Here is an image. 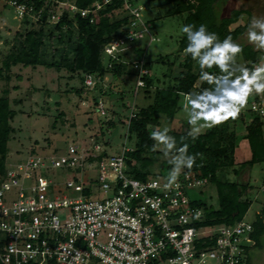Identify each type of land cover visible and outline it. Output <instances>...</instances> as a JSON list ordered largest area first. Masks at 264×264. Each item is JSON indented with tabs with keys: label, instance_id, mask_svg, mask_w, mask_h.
<instances>
[{
	"label": "built area",
	"instance_id": "obj_1",
	"mask_svg": "<svg viewBox=\"0 0 264 264\" xmlns=\"http://www.w3.org/2000/svg\"><path fill=\"white\" fill-rule=\"evenodd\" d=\"M14 8L16 18L55 23L65 10L94 22L102 4L78 8L70 0H2ZM127 24L123 33L102 47L104 68L114 62L129 64L137 88L150 75L142 55L130 58L138 42L157 38L142 18L136 0H122ZM145 49V47H143ZM83 85L105 86L106 75L85 72ZM198 94L187 93L183 101ZM135 105L129 117L135 113ZM101 115V98L95 105ZM248 109L264 115L261 100ZM229 109H214L223 118ZM232 111V110H230ZM123 146L110 152L101 141L79 147L69 144L64 153H29L0 172V264H245L252 221L244 217L233 224L204 225L203 210L191 203L190 192L202 190L209 177L197 170H181L170 187L169 175L137 178L126 172ZM53 169L69 177H53Z\"/></svg>",
	"mask_w": 264,
	"mask_h": 264
},
{
	"label": "trees",
	"instance_id": "obj_2",
	"mask_svg": "<svg viewBox=\"0 0 264 264\" xmlns=\"http://www.w3.org/2000/svg\"><path fill=\"white\" fill-rule=\"evenodd\" d=\"M70 1L74 2L78 8H87L99 0ZM162 1L165 4H172L165 14L181 17L182 27L186 24L194 25V27L205 24L207 29L210 32H215L221 40L230 36L233 42L245 32L248 23L236 25L234 28H231V25L238 20L242 13L251 15L250 11L243 8H232L227 14H221L216 7L219 0ZM47 9L43 10L40 20L36 21L38 26L24 32H15L12 46L0 60V78L4 82L7 83L10 79L11 67L18 64L65 69L70 73L80 74L82 80V74L85 72L100 75L109 74L111 77H128L134 74L130 65L125 62H114L109 69L104 68L102 62V46L109 39L121 35L127 24V15H125L122 0H110L102 4L95 15L94 22H90L88 18L80 17L77 13L65 10L59 21L50 23L46 19ZM21 22L27 24L30 23V19L23 17ZM148 22L150 23V21ZM46 39L54 41L57 45L52 48L58 54L57 58L48 59L45 57L43 47ZM187 43L186 34L181 32L176 50L171 53L172 61H168L171 68L177 59H181L180 69L176 75H173L172 82L160 85L159 80L151 76L147 77L142 91L145 95L152 94V101L146 106L138 107L132 117H126L127 133L135 137V147L125 154L126 172L133 177L145 178L151 175L149 167L153 163V156L148 155L147 152H154L155 142L149 135L154 130L149 126L150 124L156 123L161 115L172 119L183 107V98L187 93H197L201 102L208 105L217 97L223 96L234 85L232 81L236 74L232 64L227 73L213 65L212 68L206 69L209 73L208 78L202 79L197 61L193 60L190 55H185L183 51ZM240 48L239 53L249 60L245 68L249 72L255 70L260 59L264 57V50L256 49L250 43L244 44ZM136 52L142 55L144 49L136 48ZM167 56H160L161 59H159L163 60L162 58ZM99 84L96 83L94 86L95 89L100 90V95L93 97L95 105L98 97H106L111 92L110 86L103 87V84ZM81 90L82 88L79 91ZM8 93L7 87H3L0 92V172L5 169L7 140L13 131L10 121L16 114L15 110L10 107ZM254 99L261 100L256 94ZM104 108L107 109V107ZM233 113L236 115L233 116ZM237 119H240L245 125L244 137L248 141L251 155L249 160L242 162L237 168H233L236 132L229 129V121ZM216 121L218 122L196 135L195 138L188 135V129L172 133L176 141V150L186 148V154L195 157L192 167L182 170H197L203 176H208V185L216 189L218 202L216 207L208 203L205 198L191 197V203L203 210L202 218L196 221L197 224H233L241 220L251 203L244 197L248 183L230 180L224 175L222 168L231 167L232 173L237 175L243 167L264 161L263 118L261 115L249 109H247V114L235 109L229 110L223 118H216ZM113 126V120H109L107 129ZM103 143L109 144L108 140ZM239 167L241 168L239 169ZM252 225L253 231L250 236L257 245L260 244L261 236L264 233V208L261 212L256 213ZM245 264H251L249 254Z\"/></svg>",
	"mask_w": 264,
	"mask_h": 264
},
{
	"label": "rangeland",
	"instance_id": "obj_3",
	"mask_svg": "<svg viewBox=\"0 0 264 264\" xmlns=\"http://www.w3.org/2000/svg\"><path fill=\"white\" fill-rule=\"evenodd\" d=\"M136 3L142 7V18L150 21L151 33L157 38V41L154 40L150 43H147L146 38L138 42L145 47L142 56L147 63L151 77L159 80L160 85H167L172 82L173 75H176L180 69V58L171 65V68L168 61H172L171 53L176 50L177 40L182 32V19L178 16L166 15V10L172 4H165L162 0H136ZM216 7L221 14H227L232 8H243L250 11V16L247 13H242L238 20L231 25V28L247 23L249 25L253 17L264 18V0H219ZM36 26L38 25L34 19H30V23H22L21 19L16 18L14 8L0 0V60L8 52V48L12 46L16 31L24 32ZM247 32L248 27L234 42L239 46L249 44ZM250 45L253 46L251 43ZM55 46L57 45L54 41L46 39L43 47L45 57L48 59L58 57V54L52 49ZM166 55L168 56L160 60V56ZM129 56L134 59L138 58L139 55L132 51ZM247 63H249L247 57L241 53L236 54L231 63L236 74L235 78L241 75L240 70L245 68ZM262 67H264V57L260 59L255 69ZM133 75L123 76L121 79L120 77L112 78V80L109 79L105 82L106 86H112L109 95L102 98L98 97L107 107L105 115H101L93 104V97L100 95V90L94 87H84L80 74L41 65L32 67L18 64L12 66L9 81L6 83L0 78V92L3 87L8 88L10 107L16 112L10 121L13 131L7 140L6 163L19 161L29 153H64L69 144L82 147L90 145L95 140L101 142L108 140L109 144L106 146L110 152L120 151L123 146L134 148L135 137L127 133L126 117L129 116L133 105H135L136 110L138 107L150 103L152 94L145 95L142 88H137L134 97L135 77ZM234 87L233 85L223 96L217 97L208 105L201 102L199 96H192L191 101H194L192 107L200 111L204 117L198 121L199 133L206 131L215 124L216 118L212 114L214 109H238L247 114L249 101L254 99L255 94L250 95L247 102L241 106L238 103V97L233 94ZM81 88L82 90L79 91ZM259 97L264 105V94H260ZM188 104L189 101L186 102V105ZM185 106L183 105L172 119L161 115L156 123L149 126L152 129L167 127L170 136L174 132L189 130L191 126L188 123ZM262 118L264 121V115ZM109 120H113L114 126L107 129ZM236 129L239 135L242 134L244 132L243 124L237 123ZM243 145L245 142H242L240 146L243 147ZM161 148L162 146H157L154 152H147L148 155L153 156V163L149 167L150 176L169 175L173 168L170 161L176 154V145L168 154H165ZM239 150L237 153L239 160L248 157L247 150L244 153L241 148ZM222 172L230 180L241 181L232 173L231 167L222 168ZM51 175L53 177L59 175L63 179L69 177L68 174H64L58 169H53ZM263 177L264 162L254 164L249 170L247 169L246 182L249 183V186L244 197L251 203L244 216L246 221H254L256 213L261 212L264 208ZM243 179L244 177L241 182ZM199 191H191L190 196L192 198H205L208 203L217 206V194L213 186L207 185L201 190V193ZM250 253L257 254L258 264H264V236L261 238V247L250 248Z\"/></svg>",
	"mask_w": 264,
	"mask_h": 264
},
{
	"label": "clouds",
	"instance_id": "obj_4",
	"mask_svg": "<svg viewBox=\"0 0 264 264\" xmlns=\"http://www.w3.org/2000/svg\"><path fill=\"white\" fill-rule=\"evenodd\" d=\"M181 31L186 34L188 41L183 51L185 55H190L193 60L197 61L202 79L208 78L209 73L206 69L212 68L213 65L217 66L222 72L227 73L236 54L241 51L240 46L233 42L230 36L221 40L215 32H210L205 24H200L199 27L186 24ZM247 34L249 43L257 49L264 50V18L253 17L249 22ZM240 71L241 75L233 79L232 83L235 86L233 94L238 97V103L242 106L247 102L250 95L264 94V67L251 72L247 68H241ZM193 103L194 101L190 100L189 104L185 106V111L187 112L188 123L191 126L188 135L195 138L199 134L198 121L204 117L200 111L192 107ZM235 115L236 113H233V116ZM168 133L169 129L167 127L154 129L149 133L155 142L154 149L157 146H162L161 150L165 154L174 149L176 141ZM170 162L173 168L169 173L166 188L176 181L183 168L192 167L195 157L186 154V148H180L176 150V154L173 155Z\"/></svg>",
	"mask_w": 264,
	"mask_h": 264
},
{
	"label": "crops",
	"instance_id": "obj_5",
	"mask_svg": "<svg viewBox=\"0 0 264 264\" xmlns=\"http://www.w3.org/2000/svg\"><path fill=\"white\" fill-rule=\"evenodd\" d=\"M144 46H141L139 43L137 45V48H143ZM134 76V75H133ZM123 78V76H116V77H111V75L107 74L106 75V79L109 80L112 78L116 79V78ZM106 80V81H107ZM106 86V85H105ZM112 85H110L111 87ZM191 100V99H190ZM189 100V101H190ZM183 105L185 106L186 105V102H183ZM242 123L243 122L240 120V119H237L235 121H229V129H233L235 132H236V145H235V151H234V166H232L233 168H237V166H239L242 162L244 161H247L250 159V155H251V152H250V149H249V144H248V141L247 139L244 137L245 136V125L243 124L244 126V132L242 134H238L237 133V129H236V124L237 123ZM263 137H264V121H263ZM242 142H245V145H243V147H241V143ZM239 148H241V151L244 153L246 150L248 151V157L244 158V159H238L237 158V153L240 151ZM264 161H260V162H257V163H254V164H258V163H263ZM253 164V165H254ZM252 165V166H253ZM252 166H245L243 167L242 169H240V172L239 174H237L236 176L239 177V180L242 181V178L244 177L243 179V183L247 181V169L249 170V168H251ZM247 183V182H246ZM248 186H249V183H248ZM262 186H264V177H263V181H262ZM258 213V212H257ZM252 248V247H251Z\"/></svg>",
	"mask_w": 264,
	"mask_h": 264
},
{
	"label": "flooded vegetation",
	"instance_id": "obj_6",
	"mask_svg": "<svg viewBox=\"0 0 264 264\" xmlns=\"http://www.w3.org/2000/svg\"><path fill=\"white\" fill-rule=\"evenodd\" d=\"M264 236V233H263V235L261 236V238ZM253 248H260L261 247V239H260V244H257V245H255V243L253 244V246H252ZM258 257H257V254L256 253H250V251H249V260H250V263L251 264H258L259 262V260L257 259Z\"/></svg>",
	"mask_w": 264,
	"mask_h": 264
}]
</instances>
